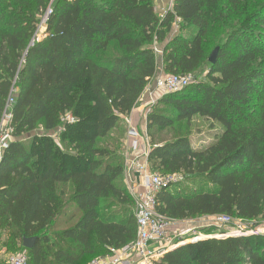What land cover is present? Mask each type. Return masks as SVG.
Listing matches in <instances>:
<instances>
[{"label": "trees", "instance_id": "1", "mask_svg": "<svg viewBox=\"0 0 264 264\" xmlns=\"http://www.w3.org/2000/svg\"><path fill=\"white\" fill-rule=\"evenodd\" d=\"M160 63L168 75L209 68L147 114L150 170L185 178L158 196V213L264 223V5L173 0L160 16L154 0H0V123L15 101L0 162V246L9 254L89 264L135 241L123 119ZM195 118L217 127L200 148ZM167 130L176 136L158 140ZM24 238L37 239L32 250ZM157 264H264V234L185 240Z\"/></svg>", "mask_w": 264, "mask_h": 264}, {"label": "built area", "instance_id": "2", "mask_svg": "<svg viewBox=\"0 0 264 264\" xmlns=\"http://www.w3.org/2000/svg\"><path fill=\"white\" fill-rule=\"evenodd\" d=\"M51 14V10L45 13L41 19L39 29H42ZM198 79L199 77L195 74L160 76L154 81L155 91H161L164 95L175 93L197 83ZM14 102L13 98L9 99L0 123V162L4 151L13 140L11 112ZM152 104H155V102ZM148 107L146 109L147 114L149 113ZM127 136L134 140L132 151L141 150L140 140L142 137L139 131L129 129ZM146 140L148 144L147 147L142 149L140 157L142 159L131 164L132 170L136 172L140 179L137 186L129 188V193L135 204L137 237L130 245L119 250H113L107 256L96 258L89 264H157L166 253L183 244V241L188 239V241L197 242L203 238L193 228L184 231H171L170 228L174 222L158 213V196L172 185L182 182L185 178L183 174L179 173L163 176L152 172L148 165L150 145L147 135ZM213 224L218 229H225L226 231L209 238L264 234L262 230L253 228V224H250V226L252 225L250 227L242 220L229 216L214 217ZM0 264H29L27 253L22 251L9 254L6 248L2 247L0 249Z\"/></svg>", "mask_w": 264, "mask_h": 264}, {"label": "crops", "instance_id": "3", "mask_svg": "<svg viewBox=\"0 0 264 264\" xmlns=\"http://www.w3.org/2000/svg\"><path fill=\"white\" fill-rule=\"evenodd\" d=\"M154 5L156 8V12L160 16H164L167 11L173 8V0H154ZM177 28L175 27V31ZM159 75L163 72L162 64H159ZM160 77V76H159ZM162 96H160L157 92L149 91L145 92L142 96L138 106L123 119V126L125 127L126 131L128 132L129 129H135L139 131L141 134L142 139L140 140L141 150L139 151H132V144L133 139L129 138L126 134L125 138L123 139V150L124 154L126 155V171L123 176V180L127 185L128 189L131 186H137L140 183L139 176L136 174L134 170L131 168V164L133 162L140 161L142 158L141 153L144 147H147V140H146V132H147V113L146 109L152 102H157ZM124 155V156H125ZM214 217H203L189 221L183 222H176L170 228L171 231H184L190 228H193L200 234V237L206 239V237H214L216 235L225 232V229H218L213 224ZM2 247L0 246V249Z\"/></svg>", "mask_w": 264, "mask_h": 264}, {"label": "rangeland", "instance_id": "4", "mask_svg": "<svg viewBox=\"0 0 264 264\" xmlns=\"http://www.w3.org/2000/svg\"><path fill=\"white\" fill-rule=\"evenodd\" d=\"M253 1V3L257 4V5H264V0H251ZM253 10H258V8H253ZM222 31H216L215 34H219L221 33ZM208 66L204 67L202 70H200L197 74V76L199 77V79H202V80H205V76H206V73H207V70H208ZM165 75H168V74H165V73H162L161 75L159 76H162L164 77ZM158 76V77H159ZM149 91H153V92H157L160 96H164V94L161 92V91H155V85H154V82L150 83L146 89L145 92H149ZM153 102L151 101L150 105H149V112L151 111V108L154 104H152ZM218 126V125H217ZM217 129L216 126H212L211 122L207 121V120H204V119H200V118H195L194 121L192 122V125L191 127L189 128V130L191 131L192 133V137H193V145L195 148H200V147H203L204 143H201V141H206V143H208V140L211 139L209 136L213 135V131ZM178 130L183 133L184 131L187 130V126L184 125V126H181L178 128ZM176 133L177 131L176 130H167L165 132H163L158 140H170L172 139L173 137L176 136ZM29 136H32V134H30ZM56 141H58V139L56 138ZM125 155V154H124ZM199 185L195 186V187H191L189 185H183L182 188H188V189H191V190H194L196 188H198ZM176 223V222H174ZM248 226H250V224H247ZM173 226V225H172ZM252 227V225L250 226ZM253 228L255 229H259V230H262L264 232V223L262 224H253ZM188 238V237H186ZM188 240V239H187ZM186 240V241H187ZM12 253H18L19 251H17V249H13L11 251ZM99 254H96L94 256H91V257H87L86 258V262L85 263H88L92 258L98 256Z\"/></svg>", "mask_w": 264, "mask_h": 264}, {"label": "water", "instance_id": "5", "mask_svg": "<svg viewBox=\"0 0 264 264\" xmlns=\"http://www.w3.org/2000/svg\"><path fill=\"white\" fill-rule=\"evenodd\" d=\"M218 53H219V48H216L213 53L211 54L210 58H209V63H211L212 65H215L217 62V58H218ZM206 239H211L209 237H206ZM37 239L36 238H24L23 241V247L26 250H32L33 247L36 244Z\"/></svg>", "mask_w": 264, "mask_h": 264}]
</instances>
